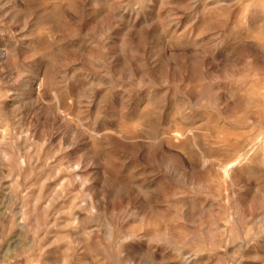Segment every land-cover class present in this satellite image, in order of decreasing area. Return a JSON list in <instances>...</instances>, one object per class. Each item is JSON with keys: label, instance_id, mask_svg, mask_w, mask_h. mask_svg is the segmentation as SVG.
Instances as JSON below:
<instances>
[{"label": "rangeland", "instance_id": "rangeland-1", "mask_svg": "<svg viewBox=\"0 0 264 264\" xmlns=\"http://www.w3.org/2000/svg\"><path fill=\"white\" fill-rule=\"evenodd\" d=\"M263 146L264 0H0V264H264Z\"/></svg>", "mask_w": 264, "mask_h": 264}, {"label": "bare ground", "instance_id": "bare-ground-1", "mask_svg": "<svg viewBox=\"0 0 264 264\" xmlns=\"http://www.w3.org/2000/svg\"><path fill=\"white\" fill-rule=\"evenodd\" d=\"M264 147V146H263ZM227 170V169H226ZM227 172H229V171H227ZM227 236V235H226Z\"/></svg>", "mask_w": 264, "mask_h": 264}]
</instances>
